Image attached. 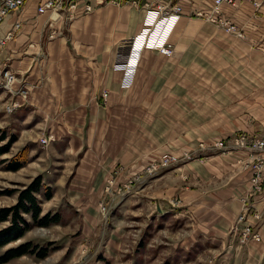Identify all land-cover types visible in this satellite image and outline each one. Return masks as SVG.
I'll use <instances>...</instances> for the list:
<instances>
[{
	"label": "rangeland",
	"instance_id": "obj_1",
	"mask_svg": "<svg viewBox=\"0 0 264 264\" xmlns=\"http://www.w3.org/2000/svg\"><path fill=\"white\" fill-rule=\"evenodd\" d=\"M90 2L92 3L91 0ZM243 2H249L254 7L259 5L255 0H239L236 6ZM94 8L96 4L92 3L91 11ZM196 12L198 11L190 15L201 18L203 23L197 27L203 31L196 28L192 41L188 43L189 47L180 52L187 54L184 55L186 58L182 63L185 67L183 71L168 64V69L176 71L177 76L169 78L166 72H162L160 85L151 84L153 79L147 75L138 77V65L145 50L133 47L127 42V51L123 54L128 57L126 70L118 66L120 59L114 66L122 70L119 92L111 99L110 95L103 97L102 92L106 89L101 91L102 106L98 117L105 118L106 123L100 127L98 122L97 129L105 131V137L98 133L101 141L94 143L95 150L91 152V159L97 167L94 179L98 186L91 194L94 198L97 194V200L95 206L86 207L87 215L95 216L96 220L65 222L68 213L61 217L59 214V221L48 225L34 224L23 238L4 244L0 251L18 244L29 236H34L39 241L35 239L31 241L45 246L47 254L39 257L29 251L0 264H231L229 261L233 253L232 242L222 243L207 234L197 233L195 227L193 228L195 221H192L191 214L184 211L183 206L184 200L191 195L194 199L196 197L200 199L202 193L211 191L217 184L214 183V179L219 178L215 175L206 177L201 174L190 177L184 170L179 169L175 172L173 167L186 164L185 162L191 158L199 157L200 161H204L217 150H230L234 147L246 152V157L239 160L242 168L240 172L245 171L247 174L246 188L239 196L241 211L249 205L248 203L252 205V208L249 206L246 209L250 213L247 235L243 236L245 222L237 223L241 212L235 219L238 233L236 264L248 261V258H245L241 262L240 256H244L246 243L250 239L261 238L253 231V227L259 220L264 219V179L260 181V189H255L256 191L249 194L245 200L242 199L249 186V163L253 159L250 155L252 150L242 146L241 141L245 142V138L264 134V129L247 131L236 128L212 141H205L204 135L215 127L202 123L212 116L210 112L213 109H206V106L231 108L236 101L248 100L264 89V36L261 34L259 38H251L245 24L235 22L231 15L225 14L236 25V52H233L231 47H226L225 55L221 51L218 56L216 38L219 37V29L231 35L234 33L225 29V25L219 21L220 17L212 21L204 14ZM78 13L88 14L80 9ZM62 18L66 20L64 16ZM143 21L144 14L140 30ZM210 25L215 28L211 29ZM206 27L210 35L208 45L202 41ZM207 46L208 58L205 56ZM171 47L173 49L172 45ZM173 54L174 51L170 56ZM131 55L132 57H129ZM175 65L179 66L177 63ZM217 68L222 72L221 77L216 76ZM124 70L127 71L126 74ZM161 71H157L156 76ZM175 81L188 86L187 92L183 91L185 87L179 84L176 86ZM183 81H186L187 85ZM169 82L173 85H168ZM146 88L161 89L162 93L141 92ZM0 90L7 91L2 86ZM120 90L125 92L121 93ZM16 92L21 97L28 98L26 86L14 88L13 84L12 90L7 91V94ZM213 96L218 97L219 102L214 100ZM2 102H5L4 98H0V104ZM12 102L18 103V100L10 99L5 102L1 111L10 113L5 105ZM232 113V110L226 109L222 113V118H216L215 121H224L222 125L228 124L232 120L228 114ZM213 116L221 117L215 113ZM12 131L6 129L9 134ZM38 135L39 138L46 139L39 141V148L47 150L52 143L53 135L47 130L40 131ZM239 137L241 141L238 145L236 140ZM5 141L6 138L1 139L0 144ZM11 152L12 150L0 153V169L8 159L6 155ZM204 155L206 156L203 157ZM234 157L229 168H224L226 182L230 172L233 173L230 180L236 177V156ZM49 160L53 159L49 158L47 162ZM41 164H45L44 161L40 160L38 165ZM24 168L0 172V190L15 188L12 193H0V207L15 203L16 194L13 196L10 194L17 192L18 196V189L24 187L34 177L31 176V179L24 177L23 173H27ZM184 169L188 168L185 166ZM21 177L30 180L26 181V184L20 183ZM18 178L20 182L17 181ZM84 179L87 180L88 177L83 173L76 176L77 181L81 182ZM46 185L44 184L43 190ZM101 191L102 195H99ZM257 196L260 197V204L256 202ZM159 205L163 209L161 215L158 213ZM65 208L67 212H72L74 206L67 202ZM27 218L32 221L31 217ZM8 223L9 219L1 220L0 228ZM234 223L235 221L232 228ZM256 262L257 260L252 257L247 264Z\"/></svg>",
	"mask_w": 264,
	"mask_h": 264
},
{
	"label": "crops",
	"instance_id": "obj_2",
	"mask_svg": "<svg viewBox=\"0 0 264 264\" xmlns=\"http://www.w3.org/2000/svg\"><path fill=\"white\" fill-rule=\"evenodd\" d=\"M44 1L27 0L18 11L10 12L0 23V71L3 68H10L17 78L14 88L23 85L28 92V98L25 99L17 92L7 94V91L0 90V98H4L5 102L10 99L18 100L17 106L10 113L1 111L5 102L0 104V130H13L12 132L16 133V139L7 150L12 152L6 157L9 158L23 147H28L27 159L19 167L22 169L25 167L24 170L27 173H23V176L31 179L36 174L42 175L41 188L36 192L41 199L40 213L58 211L60 217L69 213L65 222L81 220L91 222L96 218L87 215L86 207L96 205L97 194L94 198L91 191L95 187L98 189L94 179L97 167L91 159V152L95 150L94 143L101 141L98 133L105 137V131L97 129L98 122L100 127L105 126L106 123L105 118L98 117L100 106H102L100 94L102 89H108V96L114 99L115 94L119 92L122 70L114 66L120 59L119 56L122 57L127 51L128 40L140 31L144 14L141 5L144 0L139 6L117 5L108 0H91L93 4H96L93 11L88 14L77 13L69 20H64L62 17L53 19L49 12L38 13L37 7ZM161 1L152 0L153 5ZM257 1L258 7L252 6L249 2H243L235 7L222 8L223 12L231 15L235 22L246 25L251 38H259L261 34L264 36V0ZM175 2L181 4L182 12L169 37L174 57L161 54L156 50H145L138 65V77L147 75L153 79L150 82L153 85L162 84L160 81L162 72H166L169 78L177 76L176 71L168 69V64L183 71L185 67L182 63L187 54L180 52L189 47L188 43L192 41L196 28L203 31L197 27L203 23L201 18L192 17L190 14L208 8L211 0H173L172 4ZM17 22L21 24L18 32L12 38L1 42ZM210 28L215 27L210 25ZM219 31V37L216 38L218 56L221 51L225 55L226 47H231V50L236 52V35H231L223 29ZM209 37L206 27L202 35L204 44L208 45ZM208 52L207 46L206 58L209 57ZM199 62L202 63V61ZM157 71L161 72L156 76ZM221 73L217 68L216 76L221 77ZM186 76L187 69H185L184 77ZM183 82L187 85L186 81ZM178 84L185 87L183 91L187 92L188 86L175 81V85ZM168 85L173 83L169 82ZM150 91L162 93L161 89L153 88H146L141 92ZM120 92L125 91L120 90ZM212 98L218 102L220 100L218 97ZM206 107V109H213L210 112L212 116L202 124L215 128L207 131L204 135L205 141H212L236 128L247 131L264 129V89L248 100L236 101L231 108L225 106L219 109L214 105ZM226 109L233 111L232 115L228 114L232 120L222 125L224 121H215V119L222 118V113ZM214 113L221 117H214ZM224 126L227 127L224 128ZM40 128L53 135L52 143L47 150L39 148L38 134L42 131ZM235 148L217 150L208 155L204 161H200L199 157L191 158L185 162L186 164L173 167L175 172L179 169L184 170L190 177L201 174L206 177L215 175L219 178V180L214 179V183L217 184L211 191L202 193L200 199L197 197L194 199L191 195L184 200L183 206L184 211L189 212L192 221H195L193 228L195 227L197 233L207 234L222 243L232 242L233 253L229 261L231 264H236V236L238 235L232 225L237 214L241 212L242 204L239 196L247 185V174L245 171L240 172L242 168L239 161L246 157V152ZM234 156H236V177L230 180L233 175L230 172L226 182L224 168H229ZM49 158L53 160L47 162ZM40 160L45 164L38 165ZM185 166L188 169H184ZM7 171L11 170L4 167L0 169V172ZM81 173L88 179L77 181L76 176ZM20 181L25 183L27 180L24 178ZM44 184L52 188L50 197L43 196ZM14 194H16L14 197L16 200L17 192L10 195ZM100 194L102 195V191ZM260 201V197L257 196L256 202L260 204ZM67 202L74 206L72 212H67L65 208ZM157 208L161 215L163 212L161 205ZM23 215L27 220V216L31 217L29 212H23ZM254 226L253 231L257 232L261 238L250 239L246 243L244 256H240V259L241 262L245 258L249 261L253 257L257 260L256 264L262 262L264 264V219L259 220V223ZM31 228L32 226L25 230L19 238H23ZM32 239L39 241L34 236H29L23 241ZM248 261L242 264H247Z\"/></svg>",
	"mask_w": 264,
	"mask_h": 264
},
{
	"label": "built area",
	"instance_id": "obj_3",
	"mask_svg": "<svg viewBox=\"0 0 264 264\" xmlns=\"http://www.w3.org/2000/svg\"><path fill=\"white\" fill-rule=\"evenodd\" d=\"M27 0H0V23L4 17L13 11H18ZM114 4H128L132 6H139L143 0H108ZM173 0H162L161 2L153 5L152 0H144L142 3V9L144 11V21L142 29L130 40L129 45L133 47H140L143 50H156L161 54L170 55L173 49L169 43V31L174 29L179 16L182 12V6L180 3ZM239 0H212L210 6L198 11V14H204L207 19L215 21L217 17H220V23L225 25L227 31L233 32L236 35V25L232 22L231 18L225 15L222 8L224 6L235 7ZM257 2V0H255ZM78 9L88 13L92 10V4L90 0H45L41 5L37 7L38 13L49 12L52 14V18H61L64 16L66 20L73 18L78 13ZM21 24L16 23L12 26V29L5 35V39H10L20 29ZM171 30V31H172ZM129 57H132L129 56ZM122 59V61H121ZM124 60V61H123ZM126 62V63H125ZM128 57L123 55L120 57V65L126 70ZM124 70L126 74L127 71ZM16 74L10 68H3L0 71V86L4 87L7 91H11L14 82L16 81ZM104 98L108 96V90L102 92ZM17 102L6 103L5 108L11 112L13 108L17 106ZM40 137L39 141H45L46 139ZM41 139V140H40ZM241 138L239 137L236 142L239 145ZM222 144L218 142V144ZM241 145L252 150L251 159L249 163L250 177L249 186L242 196L245 200L249 194L260 189V181L264 179V134L260 136H253L245 138V142L241 141ZM175 158V157H172ZM256 189V190H255ZM246 208L242 209L237 218L238 222H245L243 226V236L247 235L249 231L250 222L248 217L250 213L246 209L252 208V205L248 203ZM234 229H236V220L234 223Z\"/></svg>",
	"mask_w": 264,
	"mask_h": 264
},
{
	"label": "trees",
	"instance_id": "obj_4",
	"mask_svg": "<svg viewBox=\"0 0 264 264\" xmlns=\"http://www.w3.org/2000/svg\"><path fill=\"white\" fill-rule=\"evenodd\" d=\"M6 138V141L0 144V153L7 151L13 141L16 139V133L11 132L8 134L4 129L0 130V140ZM26 147H23L18 153L12 155L6 159L4 168L17 169L26 161ZM4 161V160H3ZM42 175H35L31 181H29L24 187L18 189L17 201L11 205L0 207V221L9 219V223L0 228V248L13 240H16L22 234L30 228L32 225H48L52 222L59 221V212H45L41 214V199L36 195V192L41 188ZM15 188L1 189L0 193H12ZM52 194V188L46 186L43 196L50 197ZM23 212H29L31 216V222L27 220ZM52 243V242H49ZM29 251L34 252L39 257H43L47 254L45 246H40L37 243H33L31 240L20 242L13 246H8L0 251V263L7 262L13 257L27 253Z\"/></svg>",
	"mask_w": 264,
	"mask_h": 264
}]
</instances>
